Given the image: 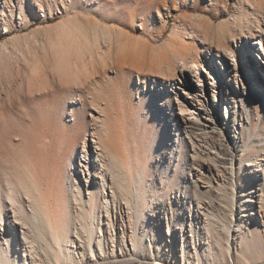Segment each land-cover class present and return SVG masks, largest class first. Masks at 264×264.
<instances>
[{
    "label": "rangeland",
    "instance_id": "obj_1",
    "mask_svg": "<svg viewBox=\"0 0 264 264\" xmlns=\"http://www.w3.org/2000/svg\"><path fill=\"white\" fill-rule=\"evenodd\" d=\"M37 1L44 11H38ZM250 1L0 0V200L8 206L0 222V264H71L67 250L83 258L81 264L155 262L158 250L169 255L170 264H210L208 250L217 255L228 246L234 264H264V210L259 200L264 194V12L257 0ZM249 13L255 22L249 24L251 33L235 31L224 42L231 56L224 54L219 60L220 48L214 40L217 26L231 22L232 14L245 15V20ZM91 22L149 42L146 87L136 72L123 71L130 77V89L138 91L139 103L132 95L122 103L117 89L122 80L112 61H95L90 72L83 71L82 38ZM200 22L210 24L205 34L197 26ZM175 35L188 54L196 50L200 63L195 73L187 69L183 77L175 55L167 52L164 60L177 68L168 78L160 69L155 73L150 61L162 54ZM22 53L36 56L26 60L31 67L23 63ZM62 53L67 57L59 60ZM69 55L79 63L75 76L81 78L80 84L64 81L62 71ZM194 59L187 58V65ZM32 69L36 79L30 84ZM198 75L207 84L199 92V101L209 104L207 111L217 127L213 137H202L195 112L190 117L189 111L179 108L186 96L192 101L190 94L196 87L204 86ZM144 104L149 105L148 120L142 115ZM103 106L116 122L123 121L117 112L122 108L132 119L127 134L136 149L132 155L149 180L148 202L142 204L137 226L141 242L137 251L131 237L134 209L118 198H110L106 208L101 206V177L94 164L99 148L92 144L91 133H102L96 119L104 118L99 115ZM84 129L87 158L82 157L83 144L77 142ZM73 147V170L83 202L70 205L64 196L40 197L37 206H30L23 186L35 178L44 190L54 191L48 183L49 172L60 161L66 163ZM193 147L200 156L193 154ZM86 162L87 167L78 171L79 164ZM108 176L102 180L106 193H110ZM87 187L93 188L94 200L87 197ZM12 198L19 200L12 204ZM51 224L57 228L59 242L48 247L36 240L35 226L44 231ZM183 243L188 249L185 259ZM241 253L246 260L237 262ZM217 264L231 262L219 257Z\"/></svg>",
    "mask_w": 264,
    "mask_h": 264
},
{
    "label": "bare ground",
    "instance_id": "obj_2",
    "mask_svg": "<svg viewBox=\"0 0 264 264\" xmlns=\"http://www.w3.org/2000/svg\"><path fill=\"white\" fill-rule=\"evenodd\" d=\"M248 2V0H246ZM244 0V2H246ZM250 1V0H249ZM252 1V0H251ZM250 1V2H251ZM246 2V3H247ZM249 2V3H250ZM38 11L42 12L44 11L43 5L37 1L35 2ZM64 5V3H63ZM257 5L261 8V11L264 12V0H257ZM240 14V13H239ZM238 14V15H239ZM235 14L231 15V22L229 23H222L219 26H217L215 32H214V40L216 41V46L220 48V50L217 53L218 59L220 60L221 57H225L224 54L230 55L231 52L228 50L227 46L224 44L225 40L229 37L233 36V33L235 31L243 32L244 29L249 34L251 33L249 24L252 23L253 14L249 13L248 16L245 17V20L243 17L238 16ZM90 21V20H89ZM73 23V22H72ZM255 25V24H254ZM201 31L205 34L207 30L210 28V24L205 22H200L197 25ZM256 27L259 29L260 26L257 23ZM214 31V29H213ZM264 32V31H263ZM82 46H83V55L81 57V65L83 67V71L90 72V70L94 67L95 61L100 60H110L112 62H109L110 64H116L118 67V73L120 76V79L122 80V84L120 87H117L119 91L122 93V103L126 104V99L128 95H132L133 100L135 103H139L136 96L139 94L138 91H132L130 88L132 87L130 85V77L123 74V71H133L138 74L139 79L144 83V86L146 87L145 78L146 75L149 74V42L145 40L138 41L134 38H132L127 33H124L119 28H113V27H105V26H98V24H95L94 22L89 23L87 33L82 38ZM103 44V46H102ZM174 45V47H173ZM172 46V47H171ZM162 54H160L159 57H155L153 60H151L150 66L152 68H156L155 73L161 70L160 72H163L164 75L168 78L170 76L175 75V71L177 70L175 65L169 64V62L164 60V55L167 52H171L175 55V58L180 63V74L183 77H186L187 69L188 71H191L192 73H195V70L197 67L199 68L200 60H198L195 56L194 49L190 50V54L187 53L186 46L178 42V39L176 40V35L174 39H170L165 45L163 46ZM174 48V49H173ZM222 51V53H220ZM157 53V51H156ZM190 55V56H189ZM231 56V55H230ZM21 57L23 59V63L26 60L36 58L34 54H31L30 56H26L25 54H21ZM67 57L66 53H62L59 57V60ZM70 59L67 61L65 68L62 71L64 81L72 85L75 82L79 83L82 82L81 78L76 75L75 76V70L78 67V61L77 58L71 57V55L68 56ZM195 58L194 61H190L192 65H187V58ZM213 57V56H212ZM205 59H203L204 61ZM202 61V62H203ZM27 67H31V65H28L27 61L25 62ZM178 63V64H179ZM219 61H217V64ZM186 71V73H185ZM205 70H202V73ZM206 72V71H205ZM159 73V72H158ZM256 75V74H255ZM195 77V76H194ZM36 79V74L34 72V69L31 70L29 83L31 84ZM198 82L203 81L204 86L201 88L196 87V92L192 95V101L188 96H186L184 104L179 105V108L181 111H189L188 115L190 117L193 116V113L195 112L196 120L198 121L197 126H199L200 130H202V137H206V135H210V137H213L212 133H217V127L213 124L211 120V112L207 111V105L209 104H201L199 101V98H201V95H199V92L207 88V84L202 79L201 75L197 76ZM188 80H186L187 82ZM133 82V80H131ZM78 84V86H79ZM188 91V90H187ZM116 93V91H115ZM189 93H184V95H188ZM205 97V96H204ZM142 96L140 95V99ZM190 99V100H189ZM142 100V99H141ZM140 100V101H141ZM207 101V100H206ZM219 101V100H218ZM134 102L130 103L131 106H134ZM144 102V101H143ZM209 102V100H208ZM215 102H217L216 99L212 100V105L215 107ZM143 106V105H142ZM247 107V104H246ZM125 108V107H124ZM107 106H103L99 110V115L102 116L103 119L97 118L96 123L102 124V133H98L97 130L93 131L91 133L92 136V144L99 148L98 151L95 149L96 154V162L94 164L98 166L99 168V177H101V181L99 184V194L104 199V202H101V206L106 208L107 205L110 202L111 199H120V201H123L128 205L130 208L134 209L135 214V221L133 223L134 230L132 231L131 237L132 241L134 242L135 250L137 251V247L141 245V242L138 241V232H137V226L139 225L141 215L143 214V206L142 204L144 202H148V195L145 196L146 187L147 184H149V180L144 178L147 174L144 172L139 171V165L135 158L132 155V151L136 150L134 146L131 145V142L129 141L127 134L128 130L131 127V124H133L132 119L130 116H127L126 110L122 108V110L117 111L120 113L123 117V121L116 122L113 120L108 114H107ZM142 115L145 116L146 120L149 119V105L144 104L143 106ZM204 118V119H203ZM125 119V120H124ZM203 119V122H199ZM195 120V119H194ZM195 120V121H196ZM76 127L72 126L71 130L72 133H76ZM210 131H207V130ZM222 129V128H220ZM80 139L77 142H81L83 144V150H82V157L87 158L89 157V154L86 153V136H87V130L84 129L83 132H80ZM135 134V133H134ZM161 135H164L162 132ZM74 134H71V138H74ZM157 143H160L161 140L155 141ZM223 147V150L226 152L227 147L224 146V144L221 145ZM193 154H195L197 157L198 151L193 147L192 148ZM223 152V151H222ZM132 155V156H131ZM149 156V153L147 154ZM75 156V148L71 150V153L69 155V159L66 160V163L64 161H60L52 170H50V180L48 181L49 185L54 188V191L48 192L43 189V187L38 184L35 180V178H30L29 183L25 186H23L24 189V195L29 200L28 202L30 206L35 207L38 205L37 199L42 198H59V197H67L69 199V204H80L83 202V193L81 185L79 186L78 176L77 173L75 174L74 165H73V159ZM202 157V156H201ZM82 162V160L80 159ZM192 161L195 162L193 159ZM89 162L84 163L83 165L79 164L78 171H81V169H84L83 167H87ZM101 163L102 165L100 166ZM232 163V162H230ZM191 173V171L189 172ZM108 176V184H109V191L105 192V184H104V178L105 176ZM198 174V178L204 179L202 176H199V173L196 172V176ZM87 183H89V178L86 177ZM87 194L88 198L91 200H94V192L93 188L90 189L87 187ZM111 196H110V195ZM260 200V206L264 210V194L261 192L259 195ZM100 198V197H99ZM101 198V199H102ZM17 200L19 198H12L11 203L15 204L17 203ZM114 202V201H113ZM60 201L58 202V204ZM8 208L7 204L4 203V201L0 200V222L3 220L2 213H4ZM20 215L22 212H20ZM91 214H94L91 212ZM237 214H239L237 212ZM79 215V214H78ZM95 215V214H94ZM80 226H83L82 222H79ZM237 225L236 231L241 232V228H239V224ZM247 225H250V222L247 223ZM37 233H36V240L37 241H43L44 246H50V244L56 245L59 242V237L57 235V228L51 224L46 230L41 231L42 228L39 226H35ZM65 235L63 238H65V241L69 239L68 231H69V225L65 227ZM207 234L208 237L210 236V231ZM32 242V240H31ZM216 245H219V240L216 238ZM240 243H242V238L239 240ZM8 245V243H6ZM9 246V245H8ZM87 248L89 250L90 256L92 260H95L94 254L91 250V247L87 245ZM188 249L187 246L183 243L182 245V255L183 259H185V255H187ZM67 255V259H69L71 264H81L80 261H82L83 258L78 257L75 255L72 251L67 250L65 253ZM159 257L156 260L151 262H141L140 264H168L170 262L169 255L166 254L163 255L160 250H158ZM3 255H9L6 252H3ZM136 256V255H135ZM246 255L241 253L237 255V262L238 261H244L246 260ZM219 257L221 259L226 260L227 263L231 262V264H234L233 256L230 252V247L222 248L221 251H219V254H215L214 252L208 250V262L210 264H217ZM136 260V259H134ZM60 262V261H59ZM122 262V261H121ZM93 263V262H92ZM14 264V263H12ZM93 264H108L106 262L102 263H93ZM131 264V263H130ZM170 264V263H169ZM200 264V263H199Z\"/></svg>",
    "mask_w": 264,
    "mask_h": 264
}]
</instances>
